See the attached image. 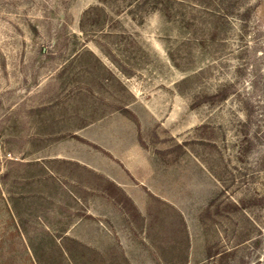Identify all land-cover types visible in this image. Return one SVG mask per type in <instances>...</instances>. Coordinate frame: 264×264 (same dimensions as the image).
Here are the masks:
<instances>
[{"label": "rangeland", "instance_id": "obj_1", "mask_svg": "<svg viewBox=\"0 0 264 264\" xmlns=\"http://www.w3.org/2000/svg\"><path fill=\"white\" fill-rule=\"evenodd\" d=\"M0 264H264V0H0Z\"/></svg>", "mask_w": 264, "mask_h": 264}]
</instances>
